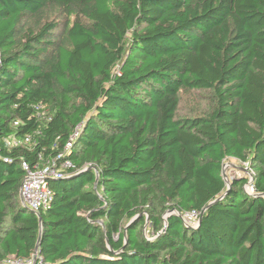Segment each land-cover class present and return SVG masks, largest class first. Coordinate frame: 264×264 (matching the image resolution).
Wrapping results in <instances>:
<instances>
[{
  "label": "trees",
  "instance_id": "16d2710c",
  "mask_svg": "<svg viewBox=\"0 0 264 264\" xmlns=\"http://www.w3.org/2000/svg\"><path fill=\"white\" fill-rule=\"evenodd\" d=\"M190 92L205 106L181 115ZM60 154L72 168L35 215L19 200L21 163ZM226 159L248 164L254 195L247 178L227 188ZM9 258L264 264V0H0V264Z\"/></svg>",
  "mask_w": 264,
  "mask_h": 264
},
{
  "label": "built area",
  "instance_id": "2783aa9c",
  "mask_svg": "<svg viewBox=\"0 0 264 264\" xmlns=\"http://www.w3.org/2000/svg\"><path fill=\"white\" fill-rule=\"evenodd\" d=\"M35 113L38 118H43L45 115V107L38 105L35 107ZM76 136V134H75ZM72 141V139H71ZM32 137L26 136L24 139L15 138H5L3 143L7 148H13L18 146H23L26 144H31ZM71 144L68 143L64 149V155L68 154ZM62 154L49 158L45 164L35 165L30 168L27 163L22 162L21 168L24 172V178L19 189V200L21 205L26 208L29 212L38 215L40 212L49 209L52 201V192L50 189V182L55 180L65 179L67 175V170L72 168L69 161H60ZM8 160H5L7 162ZM38 161L41 163L42 158L39 156ZM243 165L248 166L247 163ZM251 180L247 185V190L244 191L247 195H254V190L252 188ZM183 220L187 225L195 227L197 225L198 215L196 213H189L183 215ZM195 223H192V221ZM35 262V258L29 261L15 260L12 258L7 259L3 264H31ZM39 261L40 258H39Z\"/></svg>",
  "mask_w": 264,
  "mask_h": 264
},
{
  "label": "rangeland",
  "instance_id": "374dc122",
  "mask_svg": "<svg viewBox=\"0 0 264 264\" xmlns=\"http://www.w3.org/2000/svg\"><path fill=\"white\" fill-rule=\"evenodd\" d=\"M55 16L51 15L50 18L53 19ZM56 18V17H55ZM205 101L200 99L198 96V93H188V94H182L181 103H180V114L183 115L188 111L190 113V109H195L197 111H200L204 108ZM225 176L228 182H231L232 179L235 178H247L248 183L249 180H252V173L250 172L249 166L243 165L238 163L237 161L226 159L222 166V178ZM243 186V190H247V185ZM196 219L192 221V223H195ZM191 226V225H189ZM194 226V225H193ZM191 226V227H193Z\"/></svg>",
  "mask_w": 264,
  "mask_h": 264
},
{
  "label": "water",
  "instance_id": "95a60500",
  "mask_svg": "<svg viewBox=\"0 0 264 264\" xmlns=\"http://www.w3.org/2000/svg\"><path fill=\"white\" fill-rule=\"evenodd\" d=\"M223 176H224V175H223ZM223 180H224V182H225L227 188H229V186H230V182L227 181V179L225 178V176L223 177ZM252 180H253V177H252ZM252 180H251V181H252ZM94 187H96V184H95ZM174 212H175L174 210H171V211L166 212V214H165L164 217H163V219L165 220V222H166V219H167L170 215L175 214ZM39 221H40V219H39ZM199 222H200V220H198L197 225L199 224ZM197 225H196V226H197ZM165 227H166V223H165L164 228H165ZM163 230H164V229H163ZM38 243H39V242H38ZM38 243H37L36 248H35L36 250H37V248H38Z\"/></svg>",
  "mask_w": 264,
  "mask_h": 264
}]
</instances>
